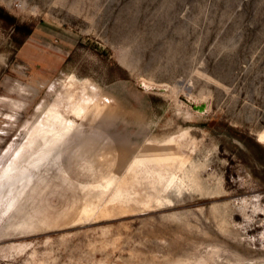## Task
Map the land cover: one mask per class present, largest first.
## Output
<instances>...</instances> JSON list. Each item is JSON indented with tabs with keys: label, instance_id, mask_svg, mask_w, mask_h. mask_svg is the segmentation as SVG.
<instances>
[{
	"label": "rangeland",
	"instance_id": "1",
	"mask_svg": "<svg viewBox=\"0 0 264 264\" xmlns=\"http://www.w3.org/2000/svg\"><path fill=\"white\" fill-rule=\"evenodd\" d=\"M0 8V264H264V0Z\"/></svg>",
	"mask_w": 264,
	"mask_h": 264
},
{
	"label": "bare ground",
	"instance_id": "2",
	"mask_svg": "<svg viewBox=\"0 0 264 264\" xmlns=\"http://www.w3.org/2000/svg\"><path fill=\"white\" fill-rule=\"evenodd\" d=\"M72 83V82H70ZM72 84H68L67 88H72L71 87ZM74 87V86H73ZM77 91V90H76ZM81 91V90H80ZM68 95L66 96L67 99H65V102L67 103L66 105H69L71 106V108H73L76 112H78L79 114H81L82 112H84L86 110V108H84V106H82V102L84 101H81L79 102V100L75 99V95H77L76 93L74 94L73 92L71 91H68ZM85 92V91H84ZM86 93V92H85ZM84 94V93H83ZM80 96V95H78ZM85 96H88V95H85ZM84 96V97H85ZM83 97V96H81ZM84 100V98H82ZM86 99V98H85ZM87 100V99H86ZM89 100V99H88ZM87 100V103L88 102H91L90 100L88 101ZM86 102V101H85ZM84 104V103H83ZM89 104V103H88ZM88 104H85V105H88ZM88 107V106H87ZM62 115H60V119H61ZM71 129H73V127H71ZM49 133V132H48ZM66 133L65 129L64 128H60L59 130V133L58 135L56 136L55 140H54V149H57L59 146H60V143L64 137V134ZM47 134V133H46ZM42 138L45 139V136L42 135ZM76 155H77V158H80L83 157L85 155L83 149H79L77 152H76ZM82 160V159H81ZM71 162V161H69ZM74 162V161H73ZM85 163V162H84ZM10 171V170H9ZM13 170L11 169V172ZM23 173H25V169L23 170ZM78 175V174H77ZM175 179V178H174ZM109 182H111V180H109ZM169 184V183H168ZM22 195V194H21ZM8 197H11V199H13L14 201H17L21 196H13V190L10 192L9 196ZM14 201H12L14 203ZM16 206V205H15Z\"/></svg>",
	"mask_w": 264,
	"mask_h": 264
},
{
	"label": "trees",
	"instance_id": "3",
	"mask_svg": "<svg viewBox=\"0 0 264 264\" xmlns=\"http://www.w3.org/2000/svg\"><path fill=\"white\" fill-rule=\"evenodd\" d=\"M0 18L3 19L8 25L15 26L16 31H18V33L26 32L25 35L28 36V35L32 34V32H33L31 27L29 28L25 24L24 25H19L18 22H17V19L15 17H13L10 14L6 13L1 8H0Z\"/></svg>",
	"mask_w": 264,
	"mask_h": 264
}]
</instances>
